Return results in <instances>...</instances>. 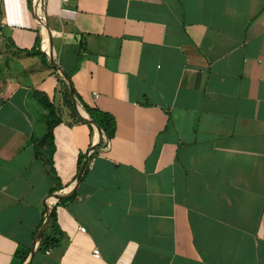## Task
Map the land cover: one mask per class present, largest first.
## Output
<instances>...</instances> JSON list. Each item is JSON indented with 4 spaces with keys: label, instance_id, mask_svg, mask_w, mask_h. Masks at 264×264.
Listing matches in <instances>:
<instances>
[{
    "label": "crops",
    "instance_id": "obj_1",
    "mask_svg": "<svg viewBox=\"0 0 264 264\" xmlns=\"http://www.w3.org/2000/svg\"><path fill=\"white\" fill-rule=\"evenodd\" d=\"M36 10L75 95L117 121L59 200L96 134ZM0 33V264H264V0H0Z\"/></svg>",
    "mask_w": 264,
    "mask_h": 264
},
{
    "label": "trees",
    "instance_id": "obj_2",
    "mask_svg": "<svg viewBox=\"0 0 264 264\" xmlns=\"http://www.w3.org/2000/svg\"><path fill=\"white\" fill-rule=\"evenodd\" d=\"M76 98H77V101H81L80 98L77 96V94H76ZM43 104L49 110V116L52 119L49 122V133L47 135V139H49L50 141L49 145L52 147L53 146L52 128L56 124H58V122L61 119L57 117L56 107L52 103H50L48 99H44ZM65 104L70 109V112H71L70 117L72 118V120L76 123L86 124L90 128L91 134L94 136L96 133L95 127L87 119L82 118L78 114L77 110L74 107V104L71 99V95L68 90L66 91V95H65ZM80 104L83 110L89 116V118L101 129L103 136H104L103 140L98 141L97 146L95 147L94 153H92V155L90 156V159L91 158L93 159L97 155V153L102 148H104L110 140H112L115 137L117 133V121L113 115L107 112H104L98 108H91L90 106L84 104L82 101ZM87 157H88L87 154L80 156L79 169H81L82 164ZM64 202L65 200L60 201V203H64ZM49 228L54 231L55 235L53 236L45 235L40 242L38 252L45 253L48 250L55 248L57 244L59 243L58 238H56V236L60 234V230H59V227L57 224V218H56V209L52 210ZM22 258H23V263H24L27 259V255H24Z\"/></svg>",
    "mask_w": 264,
    "mask_h": 264
},
{
    "label": "water",
    "instance_id": "obj_3",
    "mask_svg": "<svg viewBox=\"0 0 264 264\" xmlns=\"http://www.w3.org/2000/svg\"><path fill=\"white\" fill-rule=\"evenodd\" d=\"M36 11H37V14H38L40 20L43 22V25L45 23L44 30H45V34H46V39H45L46 41L44 42V47L47 49L46 50V54H47V56L49 58L51 66L54 67L55 69H57L64 76L66 82L68 83L69 90H70V95H71V98H72V102H73L74 107L77 110L78 114L82 118L87 119L95 127V130H96L95 143H93L91 151L88 154V157L85 159V161L82 164V167H81L80 174L78 176L77 182L71 188H69L68 190H66L64 192H58V193H55L53 195V200H59V199L65 198L66 195H68V194L74 193L75 190L78 188V186L80 185V183H81V181L83 179V176L85 174L87 165H88V163L90 161V156L92 155V153H94L95 147L97 146L98 141L99 140H103L104 136H103V133H102L101 129L89 118V116L86 114V112L83 110V108L79 105V102L77 101V98H76V95H75V91L73 89V86L71 84V81H70V78H69L68 74L64 71L62 66L59 64L57 59L54 57V53L51 50V48H52V46H51V33H50V30H49L46 18L42 15L40 10H36ZM47 43H50V50H48V48H47V46H48ZM52 210H53V208L51 207L49 209V211H48V215H47L46 221H45L41 231L38 234L37 240L35 242V246L36 247L41 242V240H42V238L44 236V233H45V231L47 229V226H48V224L50 222V219H51ZM34 253H35V248H34V251H33L32 255ZM25 264H27V262Z\"/></svg>",
    "mask_w": 264,
    "mask_h": 264
},
{
    "label": "built area",
    "instance_id": "obj_4",
    "mask_svg": "<svg viewBox=\"0 0 264 264\" xmlns=\"http://www.w3.org/2000/svg\"><path fill=\"white\" fill-rule=\"evenodd\" d=\"M65 1H68V0H65ZM80 231L85 233L86 229L85 228H80ZM94 255H95L96 258H99L100 257V252L98 250H95L94 251Z\"/></svg>",
    "mask_w": 264,
    "mask_h": 264
},
{
    "label": "rangeland",
    "instance_id": "obj_5",
    "mask_svg": "<svg viewBox=\"0 0 264 264\" xmlns=\"http://www.w3.org/2000/svg\"><path fill=\"white\" fill-rule=\"evenodd\" d=\"M3 39V36L0 33V41ZM3 50V48L0 47V52Z\"/></svg>",
    "mask_w": 264,
    "mask_h": 264
},
{
    "label": "bare ground",
    "instance_id": "obj_6",
    "mask_svg": "<svg viewBox=\"0 0 264 264\" xmlns=\"http://www.w3.org/2000/svg\"><path fill=\"white\" fill-rule=\"evenodd\" d=\"M44 27H45V23H44ZM45 32V31H44Z\"/></svg>",
    "mask_w": 264,
    "mask_h": 264
}]
</instances>
